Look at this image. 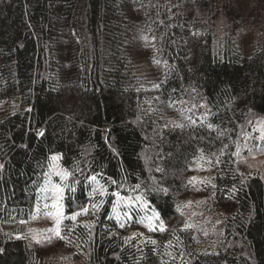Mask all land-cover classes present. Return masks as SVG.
I'll return each mask as SVG.
<instances>
[{
	"label": "trees",
	"instance_id": "trees-1",
	"mask_svg": "<svg viewBox=\"0 0 264 264\" xmlns=\"http://www.w3.org/2000/svg\"><path fill=\"white\" fill-rule=\"evenodd\" d=\"M262 117L264 0H0V264H264V178L239 165ZM53 153L68 218L30 243L10 226ZM114 192L159 224H121Z\"/></svg>",
	"mask_w": 264,
	"mask_h": 264
},
{
	"label": "rangeland",
	"instance_id": "rangeland-1",
	"mask_svg": "<svg viewBox=\"0 0 264 264\" xmlns=\"http://www.w3.org/2000/svg\"><path fill=\"white\" fill-rule=\"evenodd\" d=\"M218 31L219 29L217 30V32ZM248 31V29H243L241 30V32H239L240 35L243 36L241 39L242 44L243 42L248 40ZM218 39L224 40L225 32L222 31L218 36ZM262 128H264V117L257 119L253 123L251 131L246 135V138L244 139V142L240 147L241 151L239 152V165L249 171L258 173L264 178V139L260 138V130ZM52 156H56L58 158L55 161L56 168L65 170L60 165L58 154L53 153ZM52 164L53 162L50 159V163L46 170V173L50 172ZM192 178V184H195L194 189L196 191H199V188L202 189L203 185H207V183L209 182L210 173L204 165H201L200 167H197V171ZM46 179H50L51 184H62L60 178L56 175H51L50 177L45 176L41 188L44 186ZM94 189H96L94 193H98L99 195L95 200V203L99 204L100 202H105L106 191L102 189L97 182H94ZM101 191L104 192V195H100ZM119 195L120 197H124L126 200H128V202L125 203L124 201L118 200L116 196L113 199L112 213L118 220L121 221V224H125L127 222L129 223V215H125V213L128 214V209H126L128 206H131V208L136 209V211L138 210L141 213L138 214V219L140 220L138 223L140 227L151 228L154 224H159L157 212L149 207L148 203L144 201L142 197L139 201H137L135 197L139 195L130 196L123 195L121 193H119ZM200 200L201 197H191L190 199H188L186 204L187 209H195V207L199 205ZM54 203L55 201L53 200L50 192L45 193L39 190L37 200L30 217L25 221H21L10 226V229L16 230V236L25 237L30 243H42L46 240L56 237L55 233L50 231L56 226L54 219L56 209L52 207ZM60 203L63 205V207L59 210L62 214V224L68 218L66 216L67 214L65 209L64 194L63 199ZM45 205H47L48 207L46 208ZM114 206L116 208L115 212L113 211ZM49 213H52V215H49ZM77 214L78 212L76 211L71 214L69 218H71L73 215L77 216Z\"/></svg>",
	"mask_w": 264,
	"mask_h": 264
},
{
	"label": "snow or ice",
	"instance_id": "snow-or-ice-1",
	"mask_svg": "<svg viewBox=\"0 0 264 264\" xmlns=\"http://www.w3.org/2000/svg\"><path fill=\"white\" fill-rule=\"evenodd\" d=\"M145 39H147V37H145ZM179 126L182 127L183 125H179ZM260 138L264 139V128H262L260 130ZM50 159L53 162V164L50 168V172L45 173V176L50 177L51 175H56L60 178L62 184H51L50 179H46L44 186L40 190L45 192V193L50 192L53 200L55 201V203L52 205V207L56 209V212L54 214L56 226H55V228L51 229L50 231L54 232L57 237H60L61 236L60 224H61L62 214L59 210L63 207V205L60 202L63 199L64 188L68 186L67 181L69 180V176L71 175V173H69L68 171L56 168L55 161L58 159L56 156H52ZM0 167H3V165H0ZM92 179L95 180V177H92ZM93 191L95 192L96 189H93ZM100 195H104V192L101 191ZM112 195L116 196L118 198V200H120V201H124L125 203L128 202V200H126L124 197H120L118 192H114V193H112ZM135 199L137 201H139L141 199V197L137 196V197H135ZM45 207L47 208L48 206L45 205ZM113 211L114 212L116 211L115 206L113 207ZM49 215H52V213H49ZM125 215H127V213H125ZM71 219L75 220L76 216L73 215L71 217Z\"/></svg>",
	"mask_w": 264,
	"mask_h": 264
}]
</instances>
